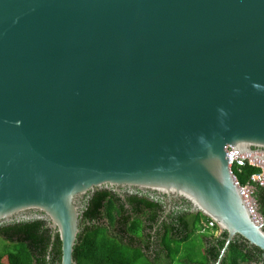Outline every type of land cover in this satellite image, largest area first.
Masks as SVG:
<instances>
[{"label": "water", "instance_id": "1", "mask_svg": "<svg viewBox=\"0 0 264 264\" xmlns=\"http://www.w3.org/2000/svg\"><path fill=\"white\" fill-rule=\"evenodd\" d=\"M264 159V0H0V223L45 220L74 264L77 200L182 199L264 257L226 145Z\"/></svg>", "mask_w": 264, "mask_h": 264}, {"label": "trees", "instance_id": "2", "mask_svg": "<svg viewBox=\"0 0 264 264\" xmlns=\"http://www.w3.org/2000/svg\"><path fill=\"white\" fill-rule=\"evenodd\" d=\"M256 170L257 168L250 166L242 167L238 173L239 180L246 182ZM254 197L257 202V212L264 218V188L256 187ZM146 203L151 205V202ZM96 206L99 207V202ZM105 208L107 221L112 228H115L117 221L122 222L120 232L123 236L119 232H107L103 224L83 227L77 234L72 253L73 260L77 264H215L225 242L226 231H220L218 235L201 231L202 228H206L204 224L210 219L200 212L174 211L171 218L173 221L163 220L158 228L159 250L155 260H150L139 247L132 245L135 243L131 241L134 238H144L146 223L140 217V213L146 211L144 205L138 204L135 213L124 219L115 218L117 209L113 203L109 206L105 205ZM43 222V220L22 221L19 232L14 233H5L6 228H0V239L6 240L4 249L0 241V264H42L43 258L33 257L25 239H36L37 245L45 246L50 240V235H45ZM208 229L219 231L216 224ZM129 235L132 237L131 240ZM14 238H18L19 241L13 240ZM45 239L46 242L43 244ZM13 247H16V250L12 249ZM60 248L61 243L56 233L50 253L55 260H60ZM261 253L259 248L253 245L247 247L246 241L236 236L230 242L221 264H264V257L259 263L258 256Z\"/></svg>", "mask_w": 264, "mask_h": 264}, {"label": "flooded vegetation", "instance_id": "3", "mask_svg": "<svg viewBox=\"0 0 264 264\" xmlns=\"http://www.w3.org/2000/svg\"><path fill=\"white\" fill-rule=\"evenodd\" d=\"M98 202L99 207L96 206ZM146 202H151V205L147 204ZM76 203L79 207L78 227L80 231L83 227L88 225L103 224L106 227L107 232H119L121 233V236H123L122 232H120L122 228V222L117 221L115 228H112V226L107 221V211L105 205L109 206L111 203L115 205L117 209V211L115 212V218L118 219H124L127 218L128 215H133L135 213L134 210L137 209L138 204L144 205L146 211L140 213V217L146 223L144 238H134V240H131L132 237L131 235H129V239L133 243H135L132 245L139 247L140 250L145 255H147L150 260H155L158 254V228L160 227L161 222L163 220L172 222V212L174 211H191L190 206L182 199L169 200L168 197L164 194L149 190H140L138 188L129 186L116 187L111 185H102L100 187H95L82 195ZM30 220L42 219L33 218L28 220L3 222L0 223V228H6L5 233L19 232V227L22 226L21 222ZM43 221L44 222L42 224V228L45 231V235H50V240L47 241V244L40 247L36 244V239L32 238H26L25 242L29 244L33 257L43 258L42 264H60L61 257L60 260H55V258H53V256H51L50 254L52 251V242L54 240V235L56 234V232H54L53 229L50 228L45 220ZM204 229L206 228H202L201 231H204ZM13 240L19 241L18 238H14ZM13 240H9V242H13ZM0 241L2 242L1 246L3 245L4 249V242H6V240L0 239ZM45 242L46 239L43 244ZM247 247H250V245L247 244ZM12 249L16 250V247H13ZM262 257V255L258 256L259 261L262 259ZM34 261L36 262L35 259ZM259 263H261V261ZM74 264H77L75 260Z\"/></svg>", "mask_w": 264, "mask_h": 264}, {"label": "built area", "instance_id": "4", "mask_svg": "<svg viewBox=\"0 0 264 264\" xmlns=\"http://www.w3.org/2000/svg\"><path fill=\"white\" fill-rule=\"evenodd\" d=\"M225 150L232 179L238 187L249 213L253 219L258 222L261 220V215L257 212V202L254 197V191L256 187L264 188V159L254 158L253 156H262V153L253 151L236 154L234 147L230 144L225 146ZM244 166L254 167L257 168V170L243 183L239 180L238 173H240L241 168ZM215 224L213 220H209L204 225L206 228H211Z\"/></svg>", "mask_w": 264, "mask_h": 264}, {"label": "rangeland", "instance_id": "5", "mask_svg": "<svg viewBox=\"0 0 264 264\" xmlns=\"http://www.w3.org/2000/svg\"><path fill=\"white\" fill-rule=\"evenodd\" d=\"M204 231H206V233L208 232L210 235H212V234H218L217 232H219V231H211V229H208V228H206ZM214 232V233H213Z\"/></svg>", "mask_w": 264, "mask_h": 264}, {"label": "crops", "instance_id": "6", "mask_svg": "<svg viewBox=\"0 0 264 264\" xmlns=\"http://www.w3.org/2000/svg\"><path fill=\"white\" fill-rule=\"evenodd\" d=\"M219 232H220V230H219ZM219 232H217V233H219ZM215 235H218V234H215Z\"/></svg>", "mask_w": 264, "mask_h": 264}]
</instances>
